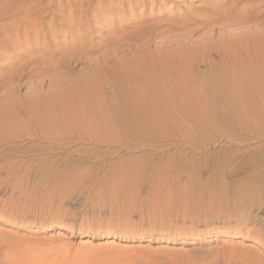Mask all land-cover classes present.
I'll return each mask as SVG.
<instances>
[{
  "label": "rangeland",
  "instance_id": "1",
  "mask_svg": "<svg viewBox=\"0 0 264 264\" xmlns=\"http://www.w3.org/2000/svg\"><path fill=\"white\" fill-rule=\"evenodd\" d=\"M262 1L0 0V264H264V88L204 85Z\"/></svg>",
  "mask_w": 264,
  "mask_h": 264
},
{
  "label": "bare ground",
  "instance_id": "2",
  "mask_svg": "<svg viewBox=\"0 0 264 264\" xmlns=\"http://www.w3.org/2000/svg\"><path fill=\"white\" fill-rule=\"evenodd\" d=\"M234 3V2H233ZM252 3L254 4V5H261V3H263V1L262 0H252ZM231 5V4H230ZM230 8V7H229ZM236 8V4H235V6H233L232 5V7H231V9H235ZM231 9L229 10V11H231ZM240 9V8H239ZM83 11V10H82ZM223 11V10H222ZM214 12V11H213ZM215 13V12H214ZM229 12L228 11H224V14H223V16H216L215 18H212V19H210L209 20V24L210 25H215V24H217L215 21H216V18H221V17H224V18H227V16L229 15L228 14ZM216 14V13H215ZM221 14V15H222ZM217 15H219V14H217ZM242 16V15H241ZM97 17H99V16H97ZM68 19H71L72 17H71V14H69L68 13V17H67ZM228 19V18H227ZM223 21H225V20H223ZM230 22V21H229ZM62 23V22H61ZM81 23H82V21H81ZM223 24V23H222ZM226 24V23H225ZM80 25H82V24H80ZM223 26H227V25H224L223 24ZM69 27V26H68ZM250 27V26H249ZM72 28V27H71ZM216 28H217V26H216ZM254 29H255V27H253ZM221 30V29H220ZM187 31V30H186ZM252 32V31H251ZM186 34V33H185ZM243 34V33H242ZM26 36V35H25ZM243 36V35H242ZM262 36H264V31H262V32H260V33H258L257 32V34H254V37L252 38H250L252 41L251 42H249V43H247V44H245L244 42H241L240 44L238 43H235L237 46L236 47H239L238 48V50H235L234 52L233 51H231V50H233V48H229L230 47V45H226L225 46V44L223 45V44H218L215 48H216V51H217V49L218 50H220V51H225L226 53H228L227 55H225V56H227V61L224 63V65L221 67V68H224V70L223 71H220L221 69L219 68V67H217V68H219L220 70L219 71H217L216 72V75H217V77H214V78H211V79H208V80H206V83L204 84L205 86H207V87H205V88H209V89H213V90H221V91H223L224 93H225V91H228V93H233V92H238V93H240L241 91H244V92H250V93H255V92H257L259 89H263L264 88V37H262ZM121 39V38H120ZM120 39H118V41L120 40ZM239 39V38H238ZM184 41V40H183ZM182 41V42H183ZM117 42V41H116ZM233 42V41H232ZM234 43V42H233ZM119 44V43H118ZM117 44V45H118ZM121 44V43H120ZM184 44V43H183ZM232 44V43H231ZM116 45V44H115ZM186 45V44H185ZM184 47V46H183ZM192 48V47H191ZM190 48V49H191ZM246 48V49H245ZM112 49V48H111ZM147 49V48H146ZM183 48H181V50H182ZM187 50H188V48H187ZM229 50H230V52H229ZM114 51V50H113ZM184 51H185V49H184ZM196 51V50H195ZM67 52V51H66ZM107 52V51H106ZM182 53H183V51H181ZM188 52H189V50H188ZM192 52V51H191ZM192 53H194V51L192 52ZM109 54V53H108ZM221 54V53H220ZM238 56V57H237ZM192 57H193V55H192ZM184 58V57H183ZM223 58V57H222ZM105 59V58H104ZM187 59H188V57H187ZM192 59V58H191ZM191 59H189V60H191ZM194 59V58H193ZM46 60V59H45ZM108 60V59H107ZM110 60V59H109ZM154 60V59H153ZM205 60V59H204ZM149 61V60H148ZM178 61H180V60H178ZM182 61V60H181ZM180 61V62H181ZM188 61V60H187ZM146 62V61H145ZM155 62V61H154ZM210 62V61H209ZM142 62H140V64H141ZM143 63H144V61H143ZM142 63V64H143ZM160 62H158V64H159ZM168 63V62H167ZM139 64V63H138ZM150 64V63H149ZM149 64H147L148 66H149ZM188 64V63H187ZM191 64V63H190ZM211 64V63H210ZM209 64V65H210ZM215 64V63H214ZM155 65V64H154ZM160 65H161V63H160ZM183 65V64H182ZM193 65V64H192ZM217 65V64H216ZM220 65H221V63H220ZM156 66H158L157 64H156ZM219 66V65H218ZM171 67V66H170ZM177 67V66H176ZM207 67H209V66H207ZM214 67V66H213ZM32 68V67H31ZM132 68V67H131ZM138 68H140L139 66H138ZM153 68V70H154V68H156L155 66H153L152 67ZM162 68V67H161ZM164 68V67H163ZM187 68V67H186ZM188 68H189V66H188ZM112 68H110V70H111ZM116 69V68H115ZM124 69V68H123ZM147 69V68H146ZM157 69V68H156ZM172 69V68H171ZM114 70V69H113ZM113 70H111V73H113L112 71ZM125 70V69H124ZM143 70V69H142ZM152 70V71H153ZM158 70V69H157ZM95 71H97V70H95ZM117 71V70H116ZM126 71H129V69L127 68V70ZM137 71V70H136ZM139 71V70H138ZM158 71H160V70H158ZM214 71V70H213ZM115 72V71H114ZM132 72V71H131ZM168 72V71H167ZM209 72V71H208ZM207 72V73H208ZM215 72V71H214ZM133 73V72H132ZM153 73V72H152ZM154 73H155V71H154ZM153 73V74H154ZM157 74L159 73V72H156ZM162 73H164V72H162ZM161 73V74H162ZM201 73V72H200ZM204 73H205V71L203 72V74H202V76L204 75ZM122 74V73H121ZM137 75L139 74V73H136ZM166 74V73H165ZM123 75H124V73H123ZM127 75V74H126ZM133 75V74H132ZM140 75V74H139ZM145 75H146V73H145ZM145 75H143L144 77H146ZM173 75V74H172ZM208 75V74H207ZM125 76V75H124ZM155 76V75H154ZM154 76H152V77H154ZM179 76V75H178ZM177 76V77H178ZM205 76H206V74H205ZM62 77V76H61ZM137 77V76H136ZM144 77H143V79H144ZM147 77H150V76H147ZM157 77V76H156ZM166 77V76H165ZM187 77V76H186ZM185 77V78H186ZM207 77V76H206ZM209 77V76H208ZM207 77V78H208ZM60 78V77H59ZM115 78V77H114ZM113 78V79H114ZM158 78V77H157ZM157 78H156V80H157ZM161 78V77H160ZM172 78V77H171ZM170 78V79H171ZM176 77H174L173 78V81H175L174 79H175ZM178 78H181V77H178ZM192 78H193V76H192ZM195 78V77H194ZM133 79V78H132ZM137 80H138V78H136ZM140 79V78H139ZM142 79V81L141 82H138V85H136V91H135V93L137 92V94H134V95H136L135 97L136 98H134L133 97V99H132V101H130V102H132V105H133V100H135L136 101V103H135V101H134V106H137V101H140V100H142V101H145V100H149V101H151V102H153L154 100L155 101H159V100H161V98H163V99H165L164 101H166V100H170V99H172L173 98V96L174 95H172V94H174L173 93V91L174 90H177V87L179 88L180 87V85H182L181 84V82H178V81H182V80H178V81H176V83L178 82L180 85L179 86H177L175 89L172 87V86H174V85H172V86H168V84L169 83H171V84H173L174 82L173 81H171V82H164V83H166V84H164V83H162V82H158V84H156L155 82H153L151 79L152 78H150V80H151V82L148 80V79H146L145 78V80H143ZM154 79V78H153ZM159 79V78H158ZM169 79V80H170ZM191 79V78H190ZM201 79V78H200ZM64 80V79H63ZM87 80H89V79H87ZM87 80H85V81H87ZM95 80V79H94ZM164 80V79H163ZM177 80V79H176ZM187 80V79H186ZM197 80V79H196ZM78 81V80H77ZM155 81V80H154ZM159 81H160V79H159ZM162 81V80H161ZM110 82V81H109ZM118 82V81H117ZM122 82V81H121ZM157 82V81H156ZM173 82V83H172ZM186 83L188 82V81H185ZM194 82V81H193ZM196 82V81H195ZM159 83H161V85H159ZM168 83V84H167ZM175 83V84H176ZM94 84V83H93ZM107 84H109V83H107ZM122 84V83H121ZM183 84H184V81H183ZM192 84V83H191ZM195 84V83H194ZM202 84V83H201ZM92 85V84H91ZM177 85V84H176ZM190 85V84H189ZM199 85V84H198ZM203 85V84H202ZM86 86V85H85ZM95 86V85H94ZM134 86H135V84H134ZM184 86V85H183ZM185 86H186V84H185ZM111 87V86H110ZM113 87H117V85H112V87L111 88H113ZM121 87H122V85H121ZM182 87V86H181ZM186 87H188V86H186ZM190 87V86H189ZM195 88H197V86H194ZM200 87V86H199ZM62 88V87H61ZM123 88V87H122ZM132 88V87H131ZM183 88V87H182ZM185 88V87H184ZM194 88V89H195ZM259 88V89H258ZM84 89V88H83ZM82 89V90H83ZM95 89V88H94ZM132 89H134V88H132ZM174 89V90H173ZM193 89V90H194ZM197 89H200V88H197ZM63 90V89H62ZM109 90H110V88H109ZM119 90H120V88H119ZM181 90V89H180ZM180 90H178V91H180ZM264 90V89H263ZM64 91V90H63ZM120 91H123L122 89L120 90ZM178 91H176V93L178 92ZM183 91V90H182ZM197 91V90H196ZM195 91V92H196ZM207 91V90H206ZM212 91V90H211ZM57 92V91H56ZM75 92V91H74ZM93 92H95L94 90H93ZM118 92V91H117ZM124 92V91H123ZM123 92H119L120 94L122 93V94H124ZM128 92V91H127ZM192 92V91H191ZM205 92V91H204ZM209 92V91H208ZM91 93V92H90ZM97 93V92H96ZM129 93V92H128ZM181 93H185L184 91L183 92H181ZM180 93V94H181ZM189 93H190V90H189ZM231 93V94H232ZM258 93V92H257ZM263 93V92H262ZM57 94V93H56ZM74 94V93H73ZM76 94H78V93H76ZM122 94L120 95V97H123L122 96ZM186 94V93H185ZM197 94V93H196ZM199 94V93H198ZM210 94V93H209ZM212 94V93H211ZM237 94V93H236ZM264 94V93H263ZM58 95V94H57ZM119 95V94H118ZM117 95V96H118ZM220 95V94H219ZM63 96V95H62ZM84 96V95H83ZM82 96V97H83ZM97 96V95H96ZM176 96H177V94H176ZM186 96V95H185ZM211 96V95H210ZM222 96H224V95H222ZM251 96H253L252 94H251ZM257 96V95H256ZM263 96V95H262ZM65 97H66V95H65ZM64 97V98H65ZM68 97V96H67ZM70 97V96H69ZM78 97V96H77ZM119 97V99H121ZM192 97H193V95H192ZM195 97V96H194ZM228 97H231V96H228ZM243 97V96H242ZM264 97V96H263ZM74 98V97H73ZM72 98V99H73ZM108 98V97H107ZM125 98H128L127 96L125 97ZM148 98V99H147ZM197 98V97H196ZM203 98V97H202ZM227 98V97H226ZM236 98H238V97H236ZM262 98V97H261ZM66 99V98H65ZM72 99H70V100H72ZM85 99V98H84ZM105 99V98H104ZM175 99V98H174ZM203 99H205V98H203ZM207 99V98H206ZM209 99V98H208ZM213 99H215V98H213ZM232 99V98H231ZM61 100V99H60ZM96 100V99H95ZM109 100V99H108ZM127 100V99H126ZM188 101H189V99H187ZM217 100V99H216ZM238 100H239V98H238ZM242 100V99H241ZM254 100H255V98H254ZM260 100V99H259ZM264 100V99H263ZM65 101V100H64ZM75 101V100H74ZM77 101V100H76ZM94 101V100H93ZM103 101H105V100H103ZM122 101H123V98H122ZM155 101H154V103H155ZM163 101V100H162ZM182 101V100H181ZM187 101V102H188ZM205 101V100H204ZM212 101V100H211ZM221 101V100H220ZM57 102H59V101H57ZM79 102H80V100H79ZM117 102H119V101H117ZM124 103V105L127 103V105H128V102H126L125 103V99H124V101H123ZM148 102V101H147ZM160 102V101H159ZM172 102V101H171ZM177 101H175V103H176ZM183 103H184V100L182 101ZM241 102V101H240ZM260 102V101H259ZM64 103V102H63ZM140 103H141V101H140ZM154 103H152L153 105H154ZM156 103H158V102H156ZM161 103V102H160ZM160 103H158V104H160ZM164 103H170V102H163V104ZM172 103H174V102H172ZM172 103H170V104H172ZM207 103V102H206ZM256 103V102H255ZM58 104V103H57ZM71 104V103H70ZM118 104H120V102L118 103ZM136 104V105H135ZM150 104V103H149ZM149 104H147V106H149ZM162 104V103H161ZM170 104H169V107H170ZM180 104H182L181 102H180ZM218 104V103H217ZM223 104V103H222ZM260 104V103H259ZM263 104V103H262ZM63 105V104H62ZM89 105V104H88ZM98 105H100V104H98ZM121 105V104H120ZM126 105V106H127ZM139 105V104H138ZM153 105H151L152 107H153ZM173 105V104H172ZM186 105V104H185ZM191 105V104H190ZM233 105V104H232ZM264 105V104H263ZM65 106V105H64ZM77 106V105H76ZM118 106V108H119V105H117ZM125 106V107H126ZM129 106H131V104L129 105ZM134 106H131L132 108L134 107ZM141 106V105H140ZM155 106V105H154ZM161 106V105H160ZM162 106H164V105H162ZM174 106V105H173ZM180 106H182V105H180ZM229 106H231V105H229ZM252 106V105H251ZM258 106V105H257ZM60 107V106H59ZM59 107H58V109H59ZM66 108H68L67 106H65ZM64 107V108H65ZM86 107V106H85ZM113 107V106H112ZM116 107V106H115ZM121 107V106H120ZM131 107H129V108H131ZM156 108H158L157 107V105L155 106ZM168 106H166L165 108H167ZM175 107V106H174ZM244 107V106H243ZM65 108V109H66ZM127 108H128V106H127ZM128 108V109H129ZM134 108H136V112H135V114H137V109H141V111H142V108H137V107H134ZM145 108H147V107H145ZM156 108H154V109H156ZM164 107H162V109H163ZM178 108V107H177ZM232 108V107H231ZM55 109V108H54ZM112 109V108H111ZM115 109V108H114ZM122 109H125V108H122ZM122 109H120V110H122ZM148 109H150V108H148ZM159 110H160V108H158ZM79 110V109H78ZM82 110V109H81ZM88 110V109H87ZM86 110V111H87ZM130 110V109H129ZM151 110H152V108H151ZM44 111V110H43ZM47 111V110H46ZM53 111V110H52ZM115 111H119L118 109H116ZM123 111V110H122ZM125 111H127V110H124V112ZM135 111V110H134ZM155 111V110H154ZM158 111V110H157ZM161 111V110H160ZM166 111V109H163V112H165ZM55 112V111H54ZM81 112V111H80ZM129 112V111H128ZM140 111L138 110V113H139ZM156 112V111H155ZM159 112V111H158ZM167 112V111H166ZM60 113H61V111H60ZM82 113V112H81ZM113 113H114V111H113ZM116 113V112H115ZM127 113V112H126ZM160 114H161V112H159ZM64 114H66V113H64ZM83 114V113H82ZM140 114H141V112H140ZM142 114H143V112H142ZM158 114V113H157ZM51 115H52V112H51ZM134 115V114H133ZM133 115L131 116V117H133ZM55 116V115H54ZM108 116V115H107ZM112 116V115H111ZM136 116V115H135ZM138 116V115H137ZM140 116V115H139ZM138 116V117H139ZM151 116V115H150ZM160 116V115H159ZM164 116H166V114H164ZM84 117V116H83ZM123 117H125V116H123ZM138 117H136V118H138ZM65 118H66V116H65ZM134 118V117H133ZM140 118H142V117H140ZM63 119V118H62ZM104 119V118H103ZM110 119V118H109ZM146 119V118H145ZM83 120V119H82ZM104 120H106V119H104ZM136 120V119H135ZM138 120L140 121V119L138 118ZM138 120H136V123L138 122ZM147 120V119H146ZM145 120V121H146ZM56 121V120H55ZM55 121H53V122H55ZM124 121V120H123ZM133 121V120H132ZM106 122H108V121H106ZM142 122H144V121H142ZM142 122H140V123H142ZM51 124H52V122H50ZM134 123V122H133ZM139 123V124H140ZM145 123V122H144ZM143 123V124H144ZM62 124V123H61ZM65 124H68V123H65ZM119 124H121V123H119ZM143 124L141 125V126H143ZM63 125V124H62ZM61 125V126H62ZM3 126V125H2ZM52 126V125H51ZM55 126V125H54ZM60 126V127H61ZM115 126H117V125H115ZM136 126H137V124H136ZM139 126V125H138ZM137 126V127H138ZM136 127V128H137ZM53 128V127H52ZM135 128V127H134ZM135 128V129H136ZM61 129V128H60ZM116 129V128H115ZM130 129V128H129ZM128 129V130H129ZM132 130V129H131ZM138 130H140V129H138ZM243 130V129H242ZM107 131H108V129H107ZM136 131V130H135ZM135 131H133V132H135ZM263 132V131H262ZM66 133V132H65ZM72 133V132H71ZM252 133V132H251ZM86 134V133H85ZM262 134H264V133H262ZM68 135V134H67ZM78 135V134H77ZM132 135V134H131ZM136 136V135H135ZM255 137H257L256 135H254ZM261 136V135H260ZM77 137V136H76ZM260 138V137H259ZM259 173V172H258ZM258 192V195H259V197H264V171H262V172H260L258 175H256L255 177H253L252 179H251V182H250V184H249V192L250 193H252V195H253V192ZM63 236V233L61 232V231H58L57 232V234H56V238H61Z\"/></svg>",
  "mask_w": 264,
  "mask_h": 264
}]
</instances>
